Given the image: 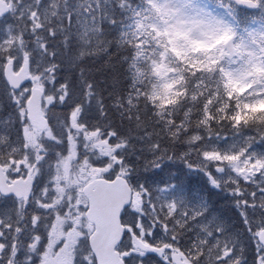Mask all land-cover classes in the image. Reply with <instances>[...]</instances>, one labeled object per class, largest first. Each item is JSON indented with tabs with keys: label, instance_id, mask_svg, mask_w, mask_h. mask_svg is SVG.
Here are the masks:
<instances>
[{
	"label": "snow or ice",
	"instance_id": "obj_1",
	"mask_svg": "<svg viewBox=\"0 0 264 264\" xmlns=\"http://www.w3.org/2000/svg\"><path fill=\"white\" fill-rule=\"evenodd\" d=\"M0 264H264V0H0Z\"/></svg>",
	"mask_w": 264,
	"mask_h": 264
}]
</instances>
